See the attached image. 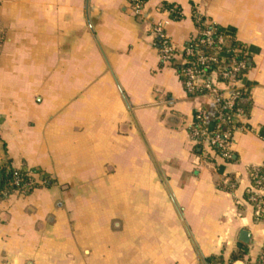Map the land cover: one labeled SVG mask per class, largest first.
Here are the masks:
<instances>
[{"label": "crops", "instance_id": "0c3cea01", "mask_svg": "<svg viewBox=\"0 0 264 264\" xmlns=\"http://www.w3.org/2000/svg\"><path fill=\"white\" fill-rule=\"evenodd\" d=\"M197 16L248 54L246 129L233 133L230 158L193 139L199 111L214 130L217 102L186 91L152 30L164 22L182 47ZM7 160L54 183L0 198V264H256L264 0H145L140 14L131 0H0Z\"/></svg>", "mask_w": 264, "mask_h": 264}, {"label": "built area", "instance_id": "2783aa9c", "mask_svg": "<svg viewBox=\"0 0 264 264\" xmlns=\"http://www.w3.org/2000/svg\"><path fill=\"white\" fill-rule=\"evenodd\" d=\"M145 0H131L133 11L140 14ZM165 11L179 17L175 8L165 7ZM197 35L182 47L176 46L165 32L164 22H156L152 30L157 38L160 59L163 62L179 60L184 87L189 94H205L218 105L214 118V130L206 128V113L199 111L195 117L192 137L195 142L210 149H218L223 158H230V140L233 133L246 129L247 113L241 104L246 92L243 86L249 64L247 50L243 46L226 45V35L214 23L196 17ZM210 48L209 51L204 47ZM253 192L249 200L255 205L257 217L264 221L263 200L264 166L252 172ZM32 173H30L31 175ZM32 176V175H31ZM256 264H264V244Z\"/></svg>", "mask_w": 264, "mask_h": 264}, {"label": "trees", "instance_id": "16d2710c", "mask_svg": "<svg viewBox=\"0 0 264 264\" xmlns=\"http://www.w3.org/2000/svg\"><path fill=\"white\" fill-rule=\"evenodd\" d=\"M226 45L228 46H241L233 43L230 37L226 36ZM205 50L209 51L210 48L204 47ZM248 60V56L246 57ZM183 66L180 65L179 71H182ZM218 151V149H216ZM53 180L44 178L41 181H37L30 175V172L23 169L13 168L10 161L7 160L0 164V198L10 195L13 192H31L32 190L44 186H52ZM236 258V256H235ZM212 262L218 263L220 260L212 258ZM220 263V262H219Z\"/></svg>", "mask_w": 264, "mask_h": 264}, {"label": "water", "instance_id": "95a60500", "mask_svg": "<svg viewBox=\"0 0 264 264\" xmlns=\"http://www.w3.org/2000/svg\"><path fill=\"white\" fill-rule=\"evenodd\" d=\"M244 236H246V235H244ZM243 240H246V238L243 237Z\"/></svg>", "mask_w": 264, "mask_h": 264}]
</instances>
